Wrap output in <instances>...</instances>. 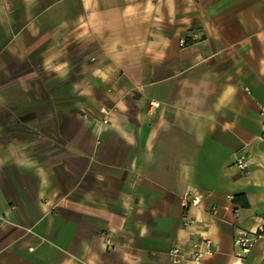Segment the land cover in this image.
I'll return each instance as SVG.
<instances>
[{"label": "crops", "instance_id": "1", "mask_svg": "<svg viewBox=\"0 0 264 264\" xmlns=\"http://www.w3.org/2000/svg\"><path fill=\"white\" fill-rule=\"evenodd\" d=\"M259 105L264 0H0V264H264Z\"/></svg>", "mask_w": 264, "mask_h": 264}, {"label": "built area", "instance_id": "2", "mask_svg": "<svg viewBox=\"0 0 264 264\" xmlns=\"http://www.w3.org/2000/svg\"><path fill=\"white\" fill-rule=\"evenodd\" d=\"M197 39H198V35L192 32L189 35L182 37L180 39V45H186L192 43ZM245 90L248 91V88H245ZM158 104L159 103L157 101H151V106L153 107H157ZM259 111L262 117L261 137L262 139H264V105H259ZM103 121L106 122L107 119H104ZM234 164L240 171L247 172L249 168V160L247 153L239 152L235 157ZM227 197L229 199L233 198L232 195H227ZM204 198H205V193L198 191L194 188H189L187 189V191L183 193V195L181 196V205L183 207L184 224H192L195 222V219H193L192 217H190V215L187 214L188 208L190 206H199ZM210 213L211 214L216 213L215 206H212L210 208ZM261 232H264V220H262L257 225L255 230L238 231V234L235 237V241H234L235 245L240 246L243 250H248L253 245L254 239L257 236H259ZM110 244H111L110 240L107 239V245ZM212 253H213L212 241L211 239L204 236H198L192 240V248L191 251L188 253L184 252L183 250L175 246L171 247L167 251V255L172 263L187 261L190 264H204L203 261L204 256Z\"/></svg>", "mask_w": 264, "mask_h": 264}]
</instances>
